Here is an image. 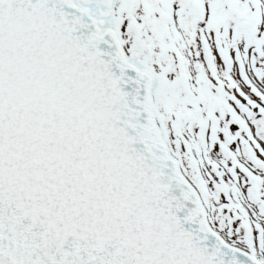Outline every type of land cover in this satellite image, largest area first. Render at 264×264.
I'll use <instances>...</instances> for the list:
<instances>
[{"label":"snow or ice","instance_id":"1","mask_svg":"<svg viewBox=\"0 0 264 264\" xmlns=\"http://www.w3.org/2000/svg\"><path fill=\"white\" fill-rule=\"evenodd\" d=\"M0 264H264V0H0Z\"/></svg>","mask_w":264,"mask_h":264}]
</instances>
